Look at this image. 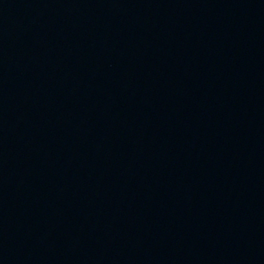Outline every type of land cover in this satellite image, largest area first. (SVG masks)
Returning a JSON list of instances; mask_svg holds the SVG:
<instances>
[{"label": "water", "instance_id": "1", "mask_svg": "<svg viewBox=\"0 0 264 264\" xmlns=\"http://www.w3.org/2000/svg\"><path fill=\"white\" fill-rule=\"evenodd\" d=\"M0 264H264V0H0Z\"/></svg>", "mask_w": 264, "mask_h": 264}]
</instances>
